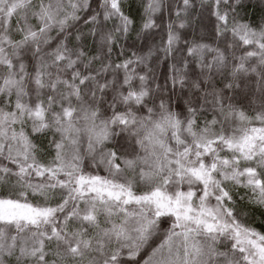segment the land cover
<instances>
[{
  "label": "snow or ice",
  "instance_id": "1",
  "mask_svg": "<svg viewBox=\"0 0 264 264\" xmlns=\"http://www.w3.org/2000/svg\"><path fill=\"white\" fill-rule=\"evenodd\" d=\"M257 213L264 0H0V264H264Z\"/></svg>",
  "mask_w": 264,
  "mask_h": 264
},
{
  "label": "trees",
  "instance_id": "2",
  "mask_svg": "<svg viewBox=\"0 0 264 264\" xmlns=\"http://www.w3.org/2000/svg\"><path fill=\"white\" fill-rule=\"evenodd\" d=\"M172 3V0H169ZM174 11V9H173ZM172 19H175V16H172ZM168 21V13L165 11L164 13V23L166 24ZM211 28L210 23L207 20H204L203 23H200L199 17V7L194 10L193 17L191 23L188 27L181 30L182 34L192 38L193 36L199 38L200 36H206ZM163 32V28L153 30L150 33L146 34V36H142L140 38L137 37L136 33L133 32L130 34V38L126 41V43L131 44L132 41H137V43H145V44H158L160 42V36ZM115 58V57H114ZM165 72V65L161 63L157 70V76L160 78L158 80L159 83H163V74ZM100 174L104 175L103 170H100ZM255 224L254 226L258 228L260 231H264V218H262L259 213L254 217Z\"/></svg>",
  "mask_w": 264,
  "mask_h": 264
}]
</instances>
